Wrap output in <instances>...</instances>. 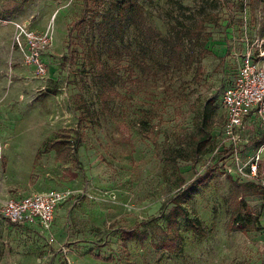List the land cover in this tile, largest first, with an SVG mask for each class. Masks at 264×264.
<instances>
[{
	"label": "rangeland",
	"instance_id": "1",
	"mask_svg": "<svg viewBox=\"0 0 264 264\" xmlns=\"http://www.w3.org/2000/svg\"><path fill=\"white\" fill-rule=\"evenodd\" d=\"M24 19L44 77L14 46ZM247 53L264 63V0H0V264H264V117L236 150L223 132ZM49 190L68 193L48 232L3 219Z\"/></svg>",
	"mask_w": 264,
	"mask_h": 264
},
{
	"label": "built area",
	"instance_id": "2",
	"mask_svg": "<svg viewBox=\"0 0 264 264\" xmlns=\"http://www.w3.org/2000/svg\"><path fill=\"white\" fill-rule=\"evenodd\" d=\"M14 46L37 76L46 75L44 54L49 48L48 34L35 32L29 19L15 22ZM221 103L223 132L236 150L249 119L264 117V63L260 58L256 60L251 53L243 55L231 83L223 91ZM67 193L49 190L25 196L11 195L4 201L1 215L12 226L27 225L48 232L55 212L65 201Z\"/></svg>",
	"mask_w": 264,
	"mask_h": 264
},
{
	"label": "trees",
	"instance_id": "3",
	"mask_svg": "<svg viewBox=\"0 0 264 264\" xmlns=\"http://www.w3.org/2000/svg\"><path fill=\"white\" fill-rule=\"evenodd\" d=\"M213 115L214 112H212ZM209 114L208 110L205 108L204 111L202 112L198 123L196 124L197 127V136L194 140V146L196 148H204V146L206 145V143L210 140V122H211V115ZM196 184H193V186H195ZM193 186H190V188H188V193L190 194ZM172 202L175 204V206L177 207L179 205L178 199L174 198L172 200ZM240 220H237V223H239ZM132 237V235L130 236ZM180 236L178 234V232H173L171 234V238L168 240V245L166 246L168 250L170 251H174L175 249H178L180 246Z\"/></svg>",
	"mask_w": 264,
	"mask_h": 264
},
{
	"label": "crops",
	"instance_id": "4",
	"mask_svg": "<svg viewBox=\"0 0 264 264\" xmlns=\"http://www.w3.org/2000/svg\"><path fill=\"white\" fill-rule=\"evenodd\" d=\"M31 27H32V29H33V25L31 24ZM254 119H257L256 117H252V118H250L249 119V121L247 122V124H248V127H249V125H250V123L254 120ZM30 194H33V193H27V192H21V191H14L13 193H11V195H23V196H25V195H30ZM10 195V196H11Z\"/></svg>",
	"mask_w": 264,
	"mask_h": 264
}]
</instances>
